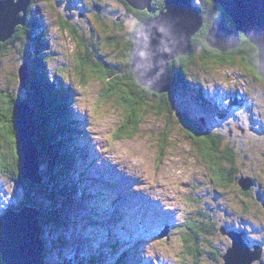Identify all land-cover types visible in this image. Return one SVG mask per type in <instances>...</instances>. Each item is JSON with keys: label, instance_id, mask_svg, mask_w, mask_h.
I'll return each instance as SVG.
<instances>
[{"label": "rangeland", "instance_id": "1", "mask_svg": "<svg viewBox=\"0 0 264 264\" xmlns=\"http://www.w3.org/2000/svg\"><path fill=\"white\" fill-rule=\"evenodd\" d=\"M202 1L194 0V3L201 4ZM147 2L148 0H133L134 5L129 6L128 0H38L30 11V21L34 23L31 24L34 33L43 40L42 45L38 50L33 48L37 38L34 36L32 40H17L13 45L5 43L0 52V113H6L12 98H21L29 93L28 88L21 85L18 74L27 52L34 61L42 56L40 64L38 61L35 67L40 72L45 70L49 80L51 77L55 82H58V78L61 79L60 83L51 82L55 88H62L65 95L60 90L63 104L71 103V108L67 110L68 116H71L70 128L76 125L75 134L80 136L77 138L79 142H74L77 145H73L70 152L67 151L66 165L62 169L65 180L76 178L77 197H73L72 204L62 202L65 197H61L56 208L59 216L62 208L70 209V213L66 211L64 215L66 222L74 225H66L69 228L58 230L68 236V239L75 237L66 248L62 247L63 253L67 254L66 259H72L75 252L87 257L88 251L95 253L99 250L102 253L98 255V264L101 263V257L107 264V254L111 255L110 253L116 255L117 259L120 258L114 259L117 261L115 264H193L197 258L195 249L200 248L202 264H226L224 256L228 255V250L232 247V238L220 231L214 238L215 245L221 246L219 261H213V252H207L211 248H205L201 244L199 235L195 237L198 243L194 239L186 242L188 233L184 230L177 232L178 227L176 231L170 230L161 238L153 239L149 235L147 239L142 233L139 236L140 230L136 226L142 229L144 225L139 216L135 217L137 211L134 208L141 211V207L134 205L137 200H133V192L139 190L132 188L130 179L148 178L150 187L146 191H155L157 194L162 192L164 198L170 197L173 200L169 205L170 209H179V212L167 211L166 220H162L159 213L152 209L150 215L157 217V224L168 220L178 224L189 213L196 214L201 205L213 214L216 222H220L222 231H245L248 237L245 240L252 241L248 247L255 249V239H261L264 245V79L257 72V66L256 72L253 71L255 60L243 47H240V52L231 54L209 45L212 50L206 53L201 45H197L194 55L181 62L186 80L191 82L192 79L193 85L203 89L216 109L222 110L220 116L216 115L209 122L194 113V117L203 121L205 127L216 135V143L210 149L219 157L220 165L216 167L221 173L218 171V174L227 176L228 169L234 164L238 169L235 174L237 178L232 182L234 184L220 189L223 192L221 195L217 194L219 181L212 168L191 147L192 142L198 143L197 137L191 132L190 135H184L178 123L167 135L163 134L166 139L163 142L160 139L164 130L161 118H165L161 116L159 119L151 112L143 111V114H139L137 133L133 137L116 138V131L121 129L119 125L125 119V114L117 105L118 93L114 91V87L122 79L127 81L124 55L125 50H128L126 44L132 38L133 51L134 47L138 48L144 56L142 45L147 42L148 37L151 39V35L145 37V24L148 25L149 22L140 23V11L152 14L150 16L154 19L165 5V0H152L151 9L148 10ZM153 4L155 8L161 5V9L157 11ZM217 22L226 25L223 21ZM68 23L71 24L70 28L74 27L75 33H71L66 27ZM109 36H112V40L117 39L122 47L105 41ZM155 42L159 45L161 40L156 39ZM18 46L24 48V57ZM86 53L93 65L84 67L81 74L78 73V67L84 57L88 56H84ZM209 53L212 57L206 62L203 55L208 56ZM226 54H229L226 59L221 58ZM99 68L103 70L102 74L97 73ZM173 85L174 88L182 89L180 82H174ZM111 92L115 96L109 95ZM19 102L25 103L23 100L17 103ZM82 112L86 115L85 119ZM51 117L58 118V114ZM176 117V112L168 117L171 118L170 127ZM6 118L8 117L3 119L1 116L3 120L0 119V162L6 158L7 162L13 163L19 157L13 133V124L16 127L17 122L16 118L11 122V132L10 122ZM80 129H83V134L79 132ZM81 143H86L84 148L80 146ZM227 144L233 147L230 148ZM78 154L81 156H77ZM229 158L234 159L235 163H229ZM41 171L42 164H39V172ZM1 173L0 171V213L9 206H19L23 199H27L29 190L28 185H19L16 179ZM139 173L142 175L138 176ZM115 175H118L120 182H114L117 180ZM242 176L252 178L245 195L240 192L242 186L238 181ZM121 187L125 188L128 197L119 189ZM116 196L120 197L110 203ZM118 200L127 207L112 209V205H118ZM158 203L165 205L162 200ZM194 203L199 204L195 206ZM90 207L94 209V214L90 213ZM107 209H112L113 212H107ZM116 214L119 215L118 218ZM172 215L176 217L171 218ZM180 216L182 220L179 219ZM104 218H109L110 223ZM126 230L129 232L125 233ZM58 231H54L52 235ZM158 239L161 241L156 242ZM118 241L126 244H118ZM126 246H130V250L123 254ZM145 248L149 249L145 251ZM262 254L264 257V253ZM48 260L51 262L50 257ZM263 260L260 256L251 264Z\"/></svg>", "mask_w": 264, "mask_h": 264}, {"label": "trees", "instance_id": "2", "mask_svg": "<svg viewBox=\"0 0 264 264\" xmlns=\"http://www.w3.org/2000/svg\"><path fill=\"white\" fill-rule=\"evenodd\" d=\"M37 1L38 0H31L29 6L27 7L25 24L17 25L15 27V32L13 36L4 42H0V52L3 50L5 43L9 42L13 45V43L17 40L18 41L20 40L24 41L29 39L32 40L34 36H37V33H34L35 31L32 30L33 27L31 26V24L34 23L30 21V11L34 9L35 7L34 4ZM152 6L154 7V4ZM198 7L204 19L203 26L194 36L191 37V45H192L191 50L188 51L186 54L176 56L169 61V67L171 69L170 76L172 75V84L167 92L159 93L156 92L155 90L154 91L150 90V87L142 84V81H140V79L137 76H135V72L133 71L131 65L132 55H133L132 38L127 42L126 49L128 50L126 51L124 49L125 50L124 55L126 59L125 73H126L127 81H124L122 79L120 83H118L117 85H115L116 87H114V91L118 93V94L116 93L117 94L116 100L118 103L116 104L118 105L120 110L122 108L125 114V119L123 120L121 125H119L121 129H117L116 131L117 134H115V137L116 138H121L125 136L133 137L137 133V126L139 124V114L140 113L143 114V111L151 112L152 114L155 115L156 118L159 119L161 118V116L165 118V119L161 118V121H163L164 123V130L160 139L163 142L166 141L163 134L167 135L168 132L171 131V128L174 125H177L178 123L179 127L181 126L180 128L182 129L184 135L191 132L193 133V135L197 137L198 143L192 142L191 147L200 155L202 159L207 161L210 167L212 168L211 170L214 172L216 179L219 181L218 182L219 190H217V194L221 195V193L223 192L220 189L229 188L231 184H234L232 182L233 179L236 177L235 174L237 173L238 169H236L234 164L232 167L228 169L229 171L227 173V176H225L223 173L220 174L221 172L219 171L218 167H216L220 165V161L218 159L219 157H217L214 153H212V149H210V147H212L216 143L217 140L216 135L213 134L211 130H209L210 128L205 127L203 121L197 120L194 117V113L197 116L204 118L206 122H209L213 120L216 117V115L220 116L222 110L216 109V107L212 103V100L209 99L208 95L205 94L203 89L200 86L198 87L193 85L194 81L192 79L191 82L188 81L189 79L186 80L187 77H185L184 75V70L183 67H181V62L183 59H189L194 55L197 45H201V47L204 49L206 53H208L209 50H212L211 48L208 47L209 45L207 44L205 37L208 29L212 26L213 21H223L226 25L230 27H233L232 25L233 23L231 18L228 15H226L222 7L216 4L215 2H213L212 0H203L202 3L198 5ZM155 9L159 11L161 9V5ZM140 14H141V16H139L140 23L141 21H144L145 18L152 17L150 16L152 14L149 15L144 11H140ZM140 23L138 24V26L140 25ZM70 26L71 24L69 23L66 24V27L69 29V31L71 33H75L74 27L70 28ZM111 37L112 36H109L105 41H108L110 44L113 43L114 45H117L121 48L122 46L119 45L118 40L117 39L112 40ZM42 41L43 40L39 36H37V38L34 40L33 48L38 50L40 45H42ZM240 47L245 48V50L248 53L252 54V57L255 60L254 68L256 70L258 50L246 38L243 37V39L240 41V46H237L235 48L236 52H233L231 50L227 52H230L231 54L238 53L241 51ZM19 51H21V55L24 57L25 54L24 48L23 47L19 48ZM86 55L88 54L86 53L84 56ZM31 57H32L31 54L27 52L25 58L22 60V63L23 62L27 63L29 69V78H28V86H27L29 93L25 94V96L21 98L20 97L12 98L11 101H9L8 109L6 110L7 114L5 113L3 115V113H0V119L1 116L3 119L5 118V116L8 117L6 119L9 120L10 122L9 129L12 132L13 130L11 127L12 126L11 122L15 120L13 114L14 105L19 100H23L33 110L34 112L33 118L36 126V133L33 136V142L38 148L39 160L41 162L40 164H42L43 171L40 172V175L42 177V182L40 184H35L23 178V168H22L23 162H22L21 150L19 146V139L15 124H13L14 127L13 133L16 137V141H17L16 144H17L19 157L18 159L15 158L13 163L7 162L6 158H4L5 160H2L0 162V171L2 172L1 174L16 179L17 184L19 185H23V186L28 185L27 187H29V190H28V194L26 195L27 199H23L20 202L19 206H15V207L9 206V207H14L15 209H19V207L21 208L24 204H29L32 206H37V208L40 210L39 221L41 224V239L45 246L44 262L46 261L45 262L46 264H98V255L102 253L99 250H96L95 253L88 251L87 257L79 256L78 253L75 252L73 258L71 257L72 259H69L68 257L66 259L67 254L65 255L63 253L64 251L63 248H66V245H68L69 242H72L75 239V237L68 239V236L66 237V235L62 231H58V230L63 227L69 228L73 225V223L72 224L71 222L67 223L66 217L64 215V212L66 211L70 213V209L62 208L59 216L57 215L56 208L58 204V199H60L61 197L63 198L65 197L64 200L62 199V202L67 204H72L73 197L74 196L77 197V195L75 194L76 178L72 177V180H65L64 178L65 173H63L62 169H64L66 165L65 157H68L66 155L68 154L67 151L70 152V149L73 148V145L74 146L77 145V143L79 142L77 138L80 136L78 134L77 135L75 134L77 132V128H76L77 126L74 125L73 128H70L72 126L70 125L71 124L70 120L66 119V117L68 116L67 110L70 109L71 103L69 104L67 102L66 104H63L62 95L60 92L62 88H55L54 87L55 85L53 83L55 81L53 77H51V80L53 81L51 82V80L48 79L45 70H41L42 72H40L39 68L35 67V64L38 61L40 64V59H42L43 57L40 56L39 59L36 61H34L33 58ZM86 57H84L83 62L79 64L78 73L83 74L82 70L84 69V67L93 65L92 61H90L89 55ZM211 57L212 55H208V56L203 55L204 58L203 60L208 62V59H211ZM31 60H33L34 62H31ZM97 73L102 74L103 70L99 68L97 70ZM60 82L61 79L58 78V82L56 81L55 84ZM174 82L176 83L180 82V84H182V89L180 87L174 88L173 85ZM111 85L109 88H111L112 90ZM110 94L115 96V93L113 92L109 93V95ZM175 112L177 117L173 119L172 121L173 123L170 127L171 118L168 117L174 114ZM55 114H58V118L51 117V115H55ZM79 132L83 134V129H80ZM0 137L2 138L1 133H0ZM227 146L230 148L233 147L228 144ZM77 149H75V151ZM77 156H81V154L80 155L78 154ZM233 160L234 159L229 158L228 162L235 163V161ZM218 171L220 172L219 174ZM62 173L64 174V176ZM244 176H242L241 178H243ZM241 178H239L238 181ZM242 189L240 188V192L245 195L246 191ZM260 195H262L261 192ZM195 202H197L196 199ZM194 204L195 206H197L199 203H194ZM205 208L201 207L200 205L199 209H197L196 211L197 212L196 214L194 212L189 213L187 217L183 219L182 224L178 227L180 231L177 230V228L176 230L177 232H182V230H184L188 233L185 239L186 242L189 240L193 241V239L195 242H197L195 237L196 235L197 236L199 235L201 244H203L205 248L210 247L212 249V250L210 249L207 252L209 254L210 252H213L211 253L212 256L211 258L213 259V261L216 260L219 261L220 260L219 258L221 257L219 253V251H221L220 250L221 246L215 245L214 238L215 236H217L219 231L221 234L223 232L219 227L220 222H216V220L213 219V214L209 213V211H207ZM90 211H91L90 213L94 214L93 208H90ZM117 217H119L118 214ZM187 218L188 220L186 221ZM191 219H193V221ZM105 220H108V222L110 223L109 218ZM66 225H68L69 227H66ZM46 226L49 228L47 229ZM111 226L112 225H110V227ZM54 231H58V232L57 234L52 235ZM255 241H257L255 243H258L261 241V239H255ZM121 243L124 242L120 241L119 243L118 241V244ZM199 249L198 248L195 249L196 250L195 254L197 258L195 261H193V264L203 263L201 258L202 252H199L200 251ZM128 250H130V246H126L123 249L122 253L127 254L126 252ZM110 254L112 255V253ZM186 254H188V251L186 252ZM111 255L107 254L109 258V262L107 264H115L117 262L114 260L117 259L115 257L116 255H112V256ZM48 257L51 258V262L49 260L47 261ZM119 259L120 258H118L117 260ZM199 259L201 260V262H199L200 261ZM0 262L1 264H4L1 257H0ZM100 264H105V263L101 261Z\"/></svg>", "mask_w": 264, "mask_h": 264}, {"label": "water", "instance_id": "3", "mask_svg": "<svg viewBox=\"0 0 264 264\" xmlns=\"http://www.w3.org/2000/svg\"><path fill=\"white\" fill-rule=\"evenodd\" d=\"M129 6H133V0H128ZM142 1V0H141ZM220 5L226 15L232 20L233 28L228 27L217 21H214L206 34V42L208 45L217 47L222 52L235 49L240 41L244 38L249 40L258 49L257 72L264 79V0H212ZM31 0H0V42L10 39L17 25L25 23L24 13L27 11ZM145 2V0H144ZM152 0H148L147 9H151ZM178 8V11H177ZM22 12V16H18ZM184 17L186 21L184 22ZM191 18L192 22L187 26L180 38L186 43L181 49L180 54H171L166 56V63L170 58L177 55L187 53L191 37L197 33V30L202 26V18L198 12L192 8L190 0H165V5L160 13L154 17H147L145 24L147 28L153 24L154 20L171 22L172 25L176 19L182 21L184 25L187 19ZM144 24V23H143ZM179 25V24H177ZM146 28V29H147ZM170 32L172 30L169 29ZM163 31L156 38H151L153 44L150 50H145L144 55L150 52L154 56L156 64L151 61L147 65H142L141 51L134 47L132 55V69L136 76L142 81V84L152 88L156 92H167L172 84V78L168 68L167 81L163 82V86L157 85L159 73L156 74L159 60L155 59V55L159 50H165V44L170 41L163 36ZM137 34H135L136 37ZM217 36V37H215ZM160 39L159 45L155 42ZM164 64L163 60L160 59ZM19 80L25 87L28 86L29 69L26 63L21 65L18 71ZM147 75V76H146ZM154 77V78H153ZM26 103L19 102L14 106V116L16 118V129L19 139L23 162V178L35 184L42 182V177L39 172V151L33 142V136L36 133L35 121L33 120L34 112ZM250 178H241L240 185L244 190L250 186ZM40 210L37 206L24 204L21 208L7 207L0 213V255L4 264H46L44 262L45 246L41 239V224ZM163 235V234H162ZM232 238L233 249L237 251V264H250L251 261L259 258L262 254V249L255 245V249L250 250L247 244L243 242V238L238 233L228 234ZM230 249V248H229ZM255 253L258 256H255ZM226 264L229 263L230 257L224 256Z\"/></svg>", "mask_w": 264, "mask_h": 264}, {"label": "bare ground", "instance_id": "4", "mask_svg": "<svg viewBox=\"0 0 264 264\" xmlns=\"http://www.w3.org/2000/svg\"><path fill=\"white\" fill-rule=\"evenodd\" d=\"M190 4H191L192 8H194L198 12L199 16L202 18V26H203L204 19H203V16L201 15V13H200V10H199V7H198V5H200V3L197 4L196 2L194 3V0H190ZM177 11H178V8H177ZM26 12L24 13V17L26 16ZM18 16H22V12ZM182 21L183 20L180 21L179 19H176L175 20V23H173L171 25L170 24L171 22L169 23V22H165V21H157V19H156V20H154L153 24H151L149 26V28H147L145 30V37H146V35H151V38L154 39V38H156L159 35L158 33L161 34V31H163L164 32L163 33V36L166 37L167 39H170V41L167 42L165 44V46H164L165 47V50H159L157 52V54L155 55V59H158V60L159 59H164L163 60L164 61L163 62L164 64H162L161 62H158V65L160 66V68L157 69V72H156V74L159 73V77H158V80L156 82L158 86H163L164 85L163 82H166L167 81V74L169 73L168 72V68H169V71H170L169 74H171V69L169 67V61L172 58L169 59L168 64H167L166 63V59H165L166 56L171 55V54H177V53L180 54L181 49L184 48V45L186 44L182 40V38H180L179 33L182 35L183 32L185 31V29L187 28V26L190 25V23L192 22V20H191V18H189V19H187L186 24L180 25V24H182ZM185 21H186V17H184V22ZM177 24H179V25H177ZM202 26L199 29H201ZM171 28H172V30L170 32L169 29H171ZM231 28H233V27H231ZM215 37H217V36H215ZM146 41L147 42L142 45V48H147V50H150V47L152 46L153 42H152V40L149 39V37H148V39ZM254 46L256 47V45H254ZM191 48H192V45L190 43V47H189L188 51H190ZM150 53L148 55H144V57L142 58V65H147L149 63V61H151L153 63V65L156 64V61L154 60V56H152V54H150ZM177 56H180V55H177ZM24 63H26V62H24ZM135 76H136V74H135ZM162 92H165V91H162ZM162 92H160V93H162ZM82 116H83L84 119L86 118V115H85L84 112H82ZM80 119H81V116H80ZM79 125H80V123H79ZM80 127H82V124L80 125ZM118 175L117 176L115 175V177H116L117 180L114 181V179H113L114 182H117V183L120 182ZM140 175H142V174L139 173L138 176H140ZM143 175L146 176L145 174H143ZM147 180H148V178H145V179L142 180L141 177H137L135 179H130V181L132 183V188H136V189L139 190V191L133 192L134 193L133 200L134 201H136V200L139 201V203H137V201H136V203H134V205H139L141 207V211H137L136 214H135V217H138V216L140 218L146 217L147 216L146 209H147L148 212H149V218H148V220H147V222L145 224H147L150 229H146L145 231L142 232V234H145V235L148 234V236L151 235V238H153V239L155 237L156 238H161L163 235H165V232L164 231H167V230H174V231H176V228L179 227L182 224V222H179L178 224L177 223L174 224L173 221L168 220V221L161 222V223H164L163 225H161L160 222L157 224L155 222V219L157 217H155L153 215H150L151 210L154 209V210L157 211V213H159V209H160L159 208V205L160 204L158 203V201L160 202V200H162L163 201V204H165L166 210L168 211V213H170V211H172V212H179V209L178 208L170 209L171 207L169 205H171V203L173 202V200L170 197H165L164 198L163 195H162L163 194L162 192H161L162 194L161 193L157 194L155 191H146V189L148 187H150L149 186V182ZM119 189L123 190L125 192V195L128 197V193H127V191L125 190L124 187H121ZM116 194H117V192H116ZM130 204H132V203H130ZM263 205H264V202H263ZM112 207H113L112 209H115L117 207L119 209H123V208H126L127 206L121 204V202L118 200V205L115 206V207L112 205ZM175 217L176 216H173L172 215L171 218H175ZM116 218H117V214H116ZM132 218H133V216H132ZM172 226H174V227L172 228ZM127 231L128 230H126L125 233ZM139 232H138V234L140 236L141 233H139ZM222 232H223V234H227V235L230 234V233H233V231H231V232L222 231ZM237 233H238V235H240L243 238V242L244 243H246L247 245H250L249 239L245 240V238H248L246 236V232L245 231L238 230ZM147 239H148V237H147ZM155 241L158 242V241H161V240L158 239V240H155ZM248 248L250 250L254 249V248H250V247H248ZM232 255H233V259H232ZM228 256L230 257V259H229V263L230 264H237L238 263L236 261L237 251H236V248L233 249V246L228 250ZM255 256H258V255L255 253ZM259 258L255 259V260H258ZM261 258H264L263 257V254H261ZM255 260H253V261H255ZM101 261H103V257H101ZM262 264H264V260H263Z\"/></svg>", "mask_w": 264, "mask_h": 264}, {"label": "flooded vegetation", "instance_id": "5", "mask_svg": "<svg viewBox=\"0 0 264 264\" xmlns=\"http://www.w3.org/2000/svg\"><path fill=\"white\" fill-rule=\"evenodd\" d=\"M213 22H214V21H213ZM224 24H225V23H224ZM227 26H228V25H227ZM228 27H230V26H228ZM232 50H233V49H232ZM232 50H231V51H232ZM233 51H234V50H233ZM209 54L211 55V53H209ZM212 54H215V53L212 52ZM222 56H223V55H222ZM222 56H221V58H225V59H226V58L229 56V54H226V56H224V57H222ZM217 57H218V56H217ZM218 58H220V57H218ZM178 65H179V64H178ZM252 69H253L254 72H256L254 67H252ZM250 243L252 244V241H251V240H250ZM260 245H261V247H262V253H264V245H263L262 240L260 241Z\"/></svg>", "mask_w": 264, "mask_h": 264}, {"label": "snow or ice", "instance_id": "6", "mask_svg": "<svg viewBox=\"0 0 264 264\" xmlns=\"http://www.w3.org/2000/svg\"><path fill=\"white\" fill-rule=\"evenodd\" d=\"M133 11H135V9H133ZM253 75H255V73H253ZM191 133H189V135H190ZM231 245L229 244V247H230ZM262 259H264V258H262ZM257 264H262V262L261 261H258L257 262Z\"/></svg>", "mask_w": 264, "mask_h": 264}, {"label": "clouds", "instance_id": "7", "mask_svg": "<svg viewBox=\"0 0 264 264\" xmlns=\"http://www.w3.org/2000/svg\"><path fill=\"white\" fill-rule=\"evenodd\" d=\"M250 179H252V178L250 177ZM250 183H251V182H250ZM257 245L262 249V247H261V245H260V242H258Z\"/></svg>", "mask_w": 264, "mask_h": 264}]
</instances>
